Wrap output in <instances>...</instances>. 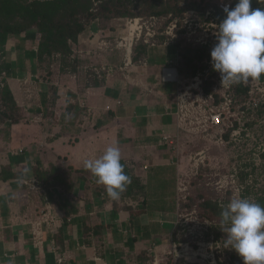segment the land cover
Masks as SVG:
<instances>
[{
    "label": "crops",
    "instance_id": "1",
    "mask_svg": "<svg viewBox=\"0 0 264 264\" xmlns=\"http://www.w3.org/2000/svg\"><path fill=\"white\" fill-rule=\"evenodd\" d=\"M153 61L151 57L132 62L127 70L117 69L112 76L95 74L98 85L90 83L82 63L75 72H63L60 62L55 70L57 62H53L51 75L31 68L6 73L3 83L12 89L20 109L16 119L0 118V264H140L141 252L148 256L147 264H172L182 243L175 239V232L179 237L183 165L179 154L166 152L168 143L163 140L167 129L169 133L177 130L172 113L175 91H160L156 76L151 80L148 72L152 65L162 69L167 62ZM111 64L124 66V62ZM52 87L57 89L55 101ZM144 96L151 97V104L132 110L131 121L147 122L143 141L138 143L133 139L136 126L125 130L119 120L129 112L128 99ZM76 106L81 116H76ZM109 111L117 114L110 118ZM154 125L156 130L148 131ZM123 130L130 139L121 137ZM115 156L126 160L144 183H150L148 192L153 195L145 202L144 197L105 198ZM56 167L60 169L55 171ZM38 168L52 170L53 178L60 171L65 173L63 181L50 187L57 199L51 200L36 175ZM173 179L175 187L169 185L168 192L174 196H161L155 202L161 195L157 185ZM60 193L66 209L59 207ZM47 205L58 221L55 225L43 222L36 239L34 226ZM180 260L182 264H204L193 258Z\"/></svg>",
    "mask_w": 264,
    "mask_h": 264
},
{
    "label": "rangeland",
    "instance_id": "2",
    "mask_svg": "<svg viewBox=\"0 0 264 264\" xmlns=\"http://www.w3.org/2000/svg\"><path fill=\"white\" fill-rule=\"evenodd\" d=\"M134 1L135 3L137 2L134 9L136 16L118 20H107V24L109 25H105L104 28L101 27L96 31L91 29L82 38L83 41H81L80 47H76L79 62L80 64L82 63L86 73H89L88 79L90 83L98 80L99 77L94 76L95 74L99 75L97 69H100L102 63L125 62L127 56L129 59H133L134 47L138 44L137 42L143 41L137 40L135 42L129 56V44H127L131 38L129 28L134 27L129 20L136 17L148 19L155 16L158 20L157 25L160 28V32L164 31L174 21H178L181 28V40L185 44L191 47H204L209 50H215L212 54H206L202 60H197L199 63L209 62V66L205 72H210L215 67L217 51L221 45L226 44L228 36L226 34L221 35L219 32L217 28L218 24L215 21L217 15H214V13L220 8L221 3H230V0H198V2H202L201 8L188 7L186 1L182 0L179 2V7H183L184 9L179 13L172 12L160 16L148 14L150 8L148 4H145L146 0ZM206 3H212V5H206ZM203 6L206 9L202 8ZM168 38V35L160 34L157 39L161 41L162 46L166 47L173 44V41ZM16 40L12 38V47L7 50V59L12 62L19 61L18 50H15L17 48L15 46H17L19 41ZM37 40L38 37L32 38L31 43H26L31 47L27 48L25 46V48L33 49L34 43ZM120 45L123 46L120 47ZM257 47L258 45L246 47L245 56L248 59L245 62H248L250 59V50ZM179 56L180 54L178 58ZM178 58H176L175 62H178ZM58 59L59 56H56L52 61L57 62L56 67L53 68L55 70L59 69L58 63L60 61ZM170 61L171 59L167 60V62ZM148 72L152 76L151 80L156 76L160 91L176 90V83L161 81V66L157 64L156 66L152 65ZM215 72L217 74H214V79L216 80L213 83L214 86L218 85V82L222 78L221 76H224L225 73L234 74L229 72L225 64L221 69H216ZM198 73L202 72L199 71ZM100 74L106 75L103 71ZM105 79L108 78L105 77ZM113 79L115 77H109V80ZM245 81L254 82L253 84L256 85V87L250 88L249 99L246 103L247 109H243L241 105L232 107L230 121L225 120L227 125H223L220 130L213 127L207 130V128H203L201 125L193 123L192 119H189L184 124L189 132L180 129L179 131H174V133H169L170 129H167L165 133L184 134L181 137L175 138L176 140L172 137L169 138V140L173 139L176 141L177 147L175 145L171 148L168 142V145H166L168 147H165L167 153L172 150L173 155L179 154V162L183 165L181 171L183 174H181L182 178L180 180H182L181 183L188 186V191L184 194V197L178 198L181 214L191 217L196 209L193 197L204 194L214 201H218L222 206L227 207L229 211H235L231 215L232 220L230 222H225L219 217L211 220L198 216V221L191 225L192 232L187 231L186 227H179V238L182 242L188 243L195 249L199 247V243H203L204 252L213 253L217 260L216 264H264V209L262 210L263 216L254 225L243 221L245 214L253 215L258 210V198L260 197L264 200V81L261 82L258 79H247ZM206 86L210 87L211 84L206 83ZM151 100V97L145 96L128 99L126 101V109L129 112L127 111V116L119 120L121 125H123L122 128L125 130L128 129V126H136L135 132H133V139L135 138L138 143L143 141V136L145 135H143L142 130L146 128L147 122L145 120H143L144 123L131 121V119H134L132 115L134 111L132 110L140 109L139 107L142 105H146L147 107L151 104ZM161 105L163 104L160 103ZM248 109H250V113ZM127 117H130V119ZM237 123L243 129L245 128V131L236 126ZM235 128H237L236 130H242L239 141H234L232 138V131ZM147 129L148 131H151V129L156 130V125ZM121 132V137L130 139L127 132L124 130ZM136 134L138 135L136 136ZM221 139H224V143H221ZM161 147L164 148L163 146ZM181 148V153H178ZM202 150L205 151V158L198 163V168H195V159L199 158V155L196 154ZM147 160L149 162L151 159L148 158ZM204 219H208L210 223H204ZM200 261L203 262L202 260Z\"/></svg>",
    "mask_w": 264,
    "mask_h": 264
},
{
    "label": "trees",
    "instance_id": "3",
    "mask_svg": "<svg viewBox=\"0 0 264 264\" xmlns=\"http://www.w3.org/2000/svg\"><path fill=\"white\" fill-rule=\"evenodd\" d=\"M180 1L182 0H146L145 4H148L150 8L149 15L160 16L172 12L179 13L184 9L179 7ZM184 1L188 7L201 8L202 2H198V0ZM136 4L137 2L135 3L134 0H0V73L10 74L14 70L23 72L31 68L33 71L43 70L41 74L51 75V64L56 56H59L58 61H60L63 72L77 71L80 62L76 47H80L82 38L91 29L96 31L109 25L107 20L136 16L134 10ZM206 5H212V3H206ZM230 5L231 8L228 12H224L220 8L217 9V18L219 21L225 22L222 28L227 33L228 40L218 49L216 65L210 72H205L209 62L199 63L198 61L215 50L191 47L181 39L166 47L162 46L161 41L158 42L157 46L159 47L151 46L144 40L138 42L134 47V62H144L152 57L159 65H164L168 59H172V55L180 54L178 58L180 80L187 83L201 71L206 77L205 80L211 85L216 81L214 79V74H217L215 70L221 69L225 64L229 72L238 77V80L233 84L234 107L241 105L243 109H247L250 85L245 84V80L264 81V0H230ZM202 8L206 9L204 6ZM35 37H38V40L34 43L33 49H26L25 46L31 43V39ZM12 38L19 41L17 44L19 61L16 64L7 59L8 44ZM253 45H258V47L250 50V59L245 62L248 59L245 56V49L247 46ZM93 83L98 85L99 81L94 80ZM52 95L53 101H55L58 94L54 87H52ZM76 108V116H81L82 111L77 106ZM19 109L10 86L8 84L1 86L0 118L16 119ZM248 110L250 113V109ZM109 112L110 118L117 114L113 111ZM77 118L75 117V119ZM239 125V123L236 124V126ZM114 160V173L108 177L104 189L105 198L115 199V197L121 196L139 199L144 197L145 202L148 197L153 195L148 192L150 183H144L139 176L133 174L132 168L126 160L118 156H115ZM68 168H72V166H68ZM58 169L60 168L56 167L55 171ZM51 172L52 170L38 168L36 175L49 190L51 200H54L57 198L50 187L57 181H63L65 173L60 171L58 176L53 178ZM169 185L175 187V179L161 182L159 188L161 195L155 202L161 196L163 198L171 194L174 196L173 191L168 192ZM62 193L64 194V192ZM62 197L63 195L60 193L59 207L66 209L67 204L62 200ZM193 198L200 217L211 220L219 217L225 222L232 220L231 215L235 211H229L218 201H214L205 194L196 195ZM172 202L175 204V198H172ZM257 205L259 208L256 213L245 214L243 217L245 223L254 225L263 216V198H258ZM100 226L103 227L102 224ZM175 239L181 241L177 237V231ZM140 257V264H147L149 258L146 253L141 252ZM183 262L180 260L177 264Z\"/></svg>",
    "mask_w": 264,
    "mask_h": 264
},
{
    "label": "built area",
    "instance_id": "4",
    "mask_svg": "<svg viewBox=\"0 0 264 264\" xmlns=\"http://www.w3.org/2000/svg\"><path fill=\"white\" fill-rule=\"evenodd\" d=\"M231 8L230 3H221L220 9L224 12H228ZM214 15H217V10L215 11ZM157 18L154 16L144 19L142 17H136L129 20L134 27H130V35L131 38L128 41L127 44H129V56L133 50V46L135 45V42L138 40H144L145 43L151 45V46H157L158 45V37L161 34L168 35V39L173 41V43L178 42V40L181 39V33H180V26L178 21H174L170 25L167 26L164 31L160 32V28L157 25ZM216 23L218 24V29L221 35H224L227 33L222 28V26L225 24L223 21H219V19L215 18ZM130 23V24H131ZM123 41V40H122ZM138 43V42H137ZM123 46V45H122ZM120 45V47H122ZM176 57L178 58V54L175 55L174 58L171 59L169 65H164L161 69V80L163 82H174L176 83V90L174 93V104L175 109L174 113L175 117L177 119V130L184 129L185 131L189 132L188 128L184 126L187 120L192 119L195 124L201 125L203 128L210 129L211 127L217 128V130H220L221 127L226 126L227 122L225 120L230 121L231 116V110L232 107L234 108V97H233V84L238 80L237 76L235 74H229L225 73L224 76H221L222 78L218 82V85H211L206 86V83L209 84L208 81H206V77L203 75V73H198L194 75L189 82L184 83L180 80V73L178 68V62L176 61ZM131 58L127 56L126 61L124 62V66L117 67L115 64H102L100 65V69L98 67L97 72L100 74L101 71L106 73L107 76H112L117 69L127 70L130 65H132ZM6 77V72L0 73V88L4 85L3 79ZM252 86L250 87H256L254 82L251 81H245V84H249ZM250 89V91H251ZM120 103V101L118 102ZM107 109H112L111 105L106 106ZM232 126H234L232 124ZM239 127L244 130L241 125ZM235 128L232 131V138L234 141L240 140V130H236ZM245 131V130H244ZM177 135L172 134H165L163 136L164 142H168L171 146L176 145V141L173 139L178 138ZM242 135V134H241ZM173 138L170 139L169 138ZM242 138V137H241ZM176 140V139H175ZM221 143H224V139H221ZM177 147V145H176ZM205 151L202 150L201 152L197 153L196 155H199V158L195 159V168H198L197 165L200 161L205 158ZM147 168L148 166L145 165ZM192 170V169H191ZM194 171V170H192ZM182 180H180L181 182ZM188 186L184 185V183L179 184V192L180 196L179 198L184 197V194L188 191ZM195 213V214H194ZM193 215L191 217H187L186 215L181 214L180 219L178 221L179 226H183L187 231L192 232L191 225L198 221V214L197 210L195 209ZM58 221V216L53 212L52 208L47 205L46 208L42 211L40 220L36 222L34 226V233L35 237L40 238V235L42 233V223L46 222L50 225H55ZM205 221V222H204ZM204 223H210L208 219H204ZM203 243H199L198 248L191 247L188 243H180V250H175L176 254L174 256V259L172 261V264H177L178 258H185V259H197L202 260L203 263H210V264H216L217 260L213 253L210 252H204V245ZM172 255V253H169ZM62 260V259H61ZM60 260V261H61ZM169 264V262L167 263Z\"/></svg>",
    "mask_w": 264,
    "mask_h": 264
}]
</instances>
